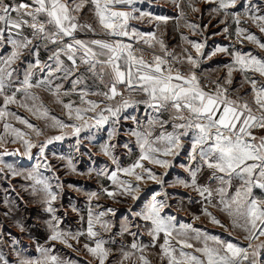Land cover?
I'll return each instance as SVG.
<instances>
[{
	"label": "snow or ice",
	"instance_id": "obj_1",
	"mask_svg": "<svg viewBox=\"0 0 264 264\" xmlns=\"http://www.w3.org/2000/svg\"><path fill=\"white\" fill-rule=\"evenodd\" d=\"M200 2L208 5L209 23L221 17L215 26L224 27L213 34L234 35V44L206 52L207 25L188 22L178 2L179 15L173 18L141 10L136 5L144 0H0V147L19 142L24 149L0 151V185H8L0 208V264H81L61 255L57 245L85 252L83 264H153V250L159 264H264V55L236 47L247 41L264 51V35L242 26L250 23L264 34V0ZM187 7L204 11L194 0ZM89 13L93 22L82 19ZM173 19L177 30L184 20L183 27L201 37L181 33L179 53L161 32ZM144 20L155 31H140L130 23ZM218 54L230 61L222 66L225 74L213 78L203 65ZM234 72L240 73L235 84ZM245 84L249 88L242 91ZM41 92L61 106L66 119L52 114ZM141 105L143 120L128 112ZM10 106L43 120L44 127ZM129 120L134 127L124 135L134 141L119 145V153L131 160L125 166L113 141ZM46 129L59 134L46 135ZM105 129L107 139L98 142ZM33 134L35 141L29 138ZM69 137L75 138V153L91 157L95 148L114 166L80 169L71 155L51 152L63 162L66 175L99 178L98 190L84 193V209L71 200L57 203L66 189L81 192L65 184L48 154L50 145ZM131 144L137 149L134 158ZM33 149L37 162L31 170L4 159L23 155L31 160ZM177 166L186 175L165 179ZM17 177L29 182L21 187L38 198L46 214L45 243L33 244L38 255L25 254L19 247L23 240L5 223L15 219L19 207L7 195L9 189L16 192ZM149 182L159 190L148 188ZM179 188L198 198L189 196L186 204L187 192L173 195ZM101 197L131 206L120 218L119 209L101 204ZM189 204H198L200 214L185 223L178 213ZM69 210L79 221L75 230L62 227ZM201 217L232 239L194 226ZM15 227L32 239L25 222L15 219Z\"/></svg>",
	"mask_w": 264,
	"mask_h": 264
},
{
	"label": "rangeland",
	"instance_id": "obj_2",
	"mask_svg": "<svg viewBox=\"0 0 264 264\" xmlns=\"http://www.w3.org/2000/svg\"><path fill=\"white\" fill-rule=\"evenodd\" d=\"M177 2L181 3V6L183 7V9L186 13L185 19L188 22L198 23L201 25L202 28L205 25H207V28H206V31L204 32V35L205 36L207 35L210 38V40L213 39L212 37H219V38L224 37V38H227V40L229 41V45H232L236 42V38L234 35L231 37H227L225 35H214L213 34V33L220 32V30L224 27V25H219V27L215 26V25H217L218 20L221 17L216 16L214 18H211V23H209L210 17L208 15V11H207L208 5L202 4L200 2V0H194V3L196 4V6L201 7L204 10L202 14L201 13H193L191 11V9H189L187 7L188 0H144L143 4H137L136 6L139 7L143 11L152 12L153 15H167L169 17L176 18V17H178L179 11H180L178 8H176ZM128 10H130V9H128ZM82 19H87V20H89V22H93L91 13H89L88 16H86V17L82 15ZM130 23L137 26L140 31H145V32L149 31V30L155 31L154 25L149 24L147 22V20L131 21ZM180 24H181V27L179 30H177L175 27V19L170 20L166 26H164V25L161 26V32L165 33L163 36L165 42L168 44L170 49L175 48V50L178 53L181 51L180 46L183 43L180 40L181 33H183L185 35H189L191 33L189 29L183 27L184 20H181ZM242 26L249 27L250 30L256 32L258 35H264V34H259L258 29H256L250 23L249 24H242ZM230 31H232V29H230ZM81 38H85V37H81ZM198 38L200 39L201 37L198 36ZM208 45H209V43H208ZM225 45H227V41H225ZM140 46L146 47V46H143L142 44ZM183 46H187V45H183ZM236 47L240 48V49L244 48V49H248V50L255 48L256 51L254 54L260 53L261 55H264V51L260 52L259 51L260 49H258L255 45H252L247 41H245L243 45L236 44ZM157 51H158V47H157ZM192 51H194V50H192ZM243 51L247 52L245 50H243ZM145 55H146V57L149 56V52H146ZM222 56L223 55L218 54L216 57H213V59L210 60V61L215 60V64L211 63L210 61H206L204 64L205 66L203 65L204 68H207L210 70V73H211L213 78H215V76H217V75L222 77L226 72V70L223 69L222 66L225 63H228L230 61V58H227V57L222 58ZM206 63H207V66H206ZM208 63H211V64H208ZM217 69H218V71H213V70H217ZM210 73H205V75H209ZM233 77H234V84H235L240 79V73L234 72ZM248 88H249V86L247 84H245L244 89L242 91L247 90ZM40 95L43 99V102L51 109L52 114L66 119V117H64V110L61 108L60 105L54 103L52 98L47 93L41 92ZM248 99L251 100V96H249ZM10 108L13 111H16L19 115H22L24 117H28L31 122L38 124L41 128L44 127L45 122L43 120H35V118L31 117L30 114L27 111H25L24 109H18L16 106H10ZM9 119H10V122L13 123V125L15 127H18V128H21V130L27 131L26 126L19 124L17 121H15L12 118H9ZM126 127H127V124L124 123V126L121 129V133L122 132L125 133ZM45 133H46V135L59 134V132L57 130H54V129H46ZM0 134H2V126H0ZM29 138L33 139L34 141L36 139L34 134ZM40 139H44V137L42 136V137H40ZM106 139H107V136L102 137L101 142H103ZM130 141H131V137H129V136L126 137L124 134L119 135L116 138V140L113 141L114 143H117L118 154H120L119 153V145L122 142H130ZM62 142H63V144H62ZM62 142H55L54 144L50 145L49 149H48V154L50 153V148L52 149V152H54V150H53L54 148L55 149L58 148L57 151H55L57 153V155H61V154L65 155V156L71 155L74 158V163L77 164V167L80 169H83L81 167V165L83 164L81 161L84 160V158H83V156L80 158L79 154L75 153V151L72 147V145H74V143H75V138L69 137V138H66ZM14 144L19 145L21 152L24 151L23 145L19 142L18 143L6 142L3 145V147H0V150L3 151L4 147H6L7 149H13L14 146H16ZM62 146H64L63 149H61ZM59 147H60V150H59ZM93 149H94L93 152H96L97 149H95V148H93ZM34 151H35V149H33V152ZM82 151H85V150L82 148ZM135 153H136V151H133V156ZM84 156H86V161L87 162L89 161L88 162L89 164L92 163L93 158L98 159V156H95V155L89 157L87 154H85ZM49 158H50V160H52L53 164H56L60 168V172L58 174L61 175L65 184H72L75 187H77V184L81 178L90 179L89 177H78L75 175H66L65 170L63 168H61V165L59 164L60 162H57L55 159H53L50 154H49ZM4 159L9 163L14 164L13 160L9 156L4 157ZM79 159H81V160H79ZM120 159H121L122 164H124V163H126V160L129 159V157L126 155L120 154ZM31 161H33V159L29 160L27 158V159L23 160V163L26 164V167H24V166L21 168L18 166L17 167L22 169V170H31L33 168V166H31L32 164H30V165L27 164ZM100 168H102V167H100ZM44 175L48 176L50 178L52 177V174L49 172H45ZM91 178L95 179V175H93ZM51 182L53 184L56 183L55 179H52ZM28 183L29 182L23 181L22 178H19V177L15 178L13 180V185H15L16 192H19L20 195H19V197H17L16 192H13L11 189L8 190L7 195L10 198H14L19 205L18 209L14 210L13 217L15 219H19V220L26 223V225L28 226V228L30 230V235H31L32 239H29L27 234H21L17 231V229L15 227V219H9L8 221H5V223H6L8 230L10 232L16 234L18 237H20L23 240V245H21L19 247H21L25 250V254L38 255V253H35V251H34L33 244H34V242H39L41 244L45 243V237L47 235V230L43 226V220L46 218V214L43 212L42 205L40 203H38V198L31 196L29 194V192H25L23 190V188L21 187V185H26ZM7 187H8V185L6 183L3 185H0V208L3 207L2 202H3V197L5 194L3 189L7 188ZM87 190L90 191V190H92V188H89V189L87 188ZM69 194H71V192H68L66 189L62 201H57V203L58 204L63 203L65 205H67L68 200H71L72 203L77 205L78 207H80L82 209L86 208L87 203H86V201L83 200V198H78V195H69ZM20 197H22V199ZM99 202L103 205H110L109 204L110 201L104 197H101ZM95 203L96 202L94 201L93 204H95ZM111 203H112V206L119 209L117 215L120 218H122L121 214L126 215L125 210L128 209V207L130 206L129 203L115 204L113 201H111ZM185 203L187 204L188 201H185ZM98 210H103V209H98ZM79 226L80 225H79V221H78L76 214L71 213L69 210V215L64 217V223H63L62 227L71 228V229L75 230ZM105 238H106V235H105ZM144 241L147 242L146 237H144ZM57 250L60 252L61 255L66 256L67 258H71L73 260L80 259L81 264H83L84 258L86 256V253L83 251L73 252L70 249L64 248L62 245H57ZM5 251L6 252L8 251L7 248L5 249ZM149 255H150V258L152 259V262H154V264H159V261L157 259V255H156V250L151 251L149 253ZM13 258H14V254H13ZM88 259H91V257H88Z\"/></svg>",
	"mask_w": 264,
	"mask_h": 264
},
{
	"label": "crops",
	"instance_id": "obj_3",
	"mask_svg": "<svg viewBox=\"0 0 264 264\" xmlns=\"http://www.w3.org/2000/svg\"><path fill=\"white\" fill-rule=\"evenodd\" d=\"M188 36L190 38L199 39L198 38L199 35H197L196 37H193L191 35V33H190ZM212 38H213L212 39L213 41L210 40V38L207 36V46L205 48V51L206 52L209 51V50H211V49H213L216 46H230L229 45V41L227 40V38H224V37H221V38H219V37H212ZM225 41H227V45H225ZM208 43H209V45H208ZM190 50L192 51V49H190ZM240 50H242V51L243 50H245V51H253V53H255V51H256L255 48H253L251 50L241 48ZM259 51L262 52L261 50H259ZM193 54L195 55V52L194 51H193ZM221 55H223V54H221ZM225 57L226 56H224V55L222 56V58H225ZM227 58H230V57H227ZM210 62L213 63V64H215V60L210 61ZM211 63H208V64H211ZM206 66H207V63H206ZM128 112L131 113V114H134V115H137V116L141 117L142 120L144 118L143 105L140 106V110L139 111H133V109H129ZM124 123L127 124L126 131L125 132H127L130 127H134V125L132 124V122L130 120L129 121H125ZM121 134H124V132H122ZM83 135L84 134H82V136ZM104 136H107V129L102 130L101 133L98 134V142H101L102 141V137H104ZM125 136L128 137L127 135H125ZM131 141H134V137H131ZM85 143H87V142L85 141ZM62 144H63V142H62ZM14 145H16V144H14ZM64 146H62L61 149H63ZM130 146L133 147V151H137V149L135 148L134 144H131ZM16 149H20L19 145L14 146L13 149H8V151L11 152V151H15ZM57 149L54 148L53 149L54 152L57 151ZM59 150H60V147H59ZM93 150L94 149H92V151ZM0 151H2V150H0ZM51 152H52V149L50 148V153H49L50 155H51ZM94 153H96L95 156H98V159L93 158V161H92L91 164L88 163L89 161L88 162L86 161V156L83 155L84 160L81 161L83 163L81 165V167L83 169H86L88 167H93V168H100V167H105V166H108L110 168L114 167V166L111 165L110 161H108L107 158L104 157L103 155L99 154V152L97 150ZM36 155H37V150L35 149V151L33 152V161H31V162H29L27 164H29V165L32 164L31 166L34 167L35 164H36V162H37ZM9 157L13 160V162H14V164L16 166H18L20 168L23 167V166L26 167V164L23 163V160L27 159L25 156H23V155H13V156H9ZM79 157L81 158L82 156L79 155ZM132 158H134V156ZM178 159H180V158H178ZM79 160H81V159H79ZM130 162H131V160L129 158L128 160H126V163H124L123 165L126 166ZM181 162H183V160H181ZM59 164L61 165V168H63V162H60ZM158 171H163V170H158ZM177 175H186V174L184 173L183 169H181V168H179L177 166L176 168L170 170L169 177H166L165 179H174ZM61 179H62V177H61ZM99 184H100V181H99V178H97V177H95V179H92V178H90V179L81 178L80 181L77 184V187L81 188V192H75V191H72V189H67V191L68 192H71V194H69V195H78V198H83V200L86 201V199H85L86 197H85L84 193L85 192H89V190H87V188L88 189L89 188H92V190H90V191H95V190H98ZM147 187L148 188H157V190H159L158 189V186H155V185L151 184V182H149V184L147 185ZM169 190L172 191L171 189H169ZM185 192H187L188 195L184 196V201H188V197L189 196H191L194 199L198 198L195 192H192L191 190H187V189H183V188H179L178 189V192H173V195L174 196L183 195ZM109 201H110L109 204L112 205L111 200H109ZM199 208H200V206L198 204H189L187 211L181 210L178 213V218L182 222H185V223L192 222V215L193 214H195V215H199L200 214L199 213ZM213 211H215V210H213ZM125 213L127 214V209L125 210ZM217 214L219 215V213H217ZM221 219H223V220L226 221V218L223 217V216H221ZM194 226L201 227L204 230L209 231V232H211L214 235H221L222 238L227 237L229 239H232V237H228V234L226 232H224L223 229H221V228H219L217 226H214V225L210 224L205 217H201V220L196 221ZM238 235H240L239 232L234 233V236H238ZM262 239H264V238H262ZM157 259H158V257H157ZM153 264H154V262H153Z\"/></svg>",
	"mask_w": 264,
	"mask_h": 264
}]
</instances>
